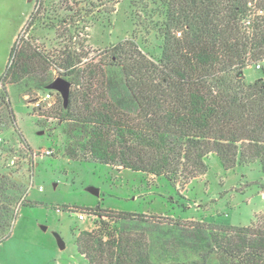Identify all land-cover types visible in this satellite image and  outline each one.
<instances>
[{"label":"rangeland","instance_id":"obj_1","mask_svg":"<svg viewBox=\"0 0 264 264\" xmlns=\"http://www.w3.org/2000/svg\"><path fill=\"white\" fill-rule=\"evenodd\" d=\"M161 3L0 0V264H88L74 238L82 229L100 227L102 218L103 237L113 232L139 238L152 264H222L196 230L206 235L211 225L264 222V174L257 159L225 169L217 154L208 152L204 173L178 175L171 185L165 175L99 163L82 146L87 136L70 120L76 109H67L69 94L87 91L84 74L93 70L89 97L101 91L109 97V81L122 82L118 61L106 50L117 42L131 41L134 49L158 57ZM66 45L80 52L75 76L56 64ZM21 47L47 57L48 64L10 82L3 76ZM243 74L246 82L264 79V59L249 63ZM57 77L72 81L66 99L50 87ZM46 93L50 97L43 99ZM66 110L73 115L64 117ZM71 148L74 159L67 156ZM43 150L51 154L32 160ZM105 211L130 214L110 219L96 214ZM76 212L93 216L79 220Z\"/></svg>","mask_w":264,"mask_h":264},{"label":"trees","instance_id":"obj_2","mask_svg":"<svg viewBox=\"0 0 264 264\" xmlns=\"http://www.w3.org/2000/svg\"><path fill=\"white\" fill-rule=\"evenodd\" d=\"M161 1L160 55L147 56L127 40L110 46L106 50L121 68L120 85L112 79L105 89L112 91L109 97L101 91L91 98L95 72L87 71V91L69 94L67 109L76 111L63 116L73 115L70 120L86 133L82 146L94 160L165 175L171 185L178 175L204 173L203 157L210 151L225 169L257 159L264 174V79L246 82L243 74L249 63L264 59V0ZM62 54L56 64L75 76L80 52L66 45ZM47 62L21 47L3 77L17 82ZM67 156L74 159L75 149ZM105 212L96 214H130ZM100 223L74 238L88 264H152L139 238L113 232L103 237L106 221ZM208 229L206 235L196 230V237L222 264H264V222Z\"/></svg>","mask_w":264,"mask_h":264},{"label":"water","instance_id":"obj_3","mask_svg":"<svg viewBox=\"0 0 264 264\" xmlns=\"http://www.w3.org/2000/svg\"><path fill=\"white\" fill-rule=\"evenodd\" d=\"M50 87L52 89L59 91L61 93L62 97L64 99H66L67 95H68V90L70 87V82L67 81L66 79L62 78V77H57L50 83ZM88 191L92 194H95V195L99 194L97 187L89 186ZM57 242H58V246L60 248H63L62 240L58 236H57Z\"/></svg>","mask_w":264,"mask_h":264},{"label":"built area","instance_id":"obj_4","mask_svg":"<svg viewBox=\"0 0 264 264\" xmlns=\"http://www.w3.org/2000/svg\"><path fill=\"white\" fill-rule=\"evenodd\" d=\"M49 97H50V93H46V95H44V97H42V98L46 99V98H49ZM35 104H36V106H38L40 104V100H36ZM0 140H1V137H0ZM50 154H51V150H43V151H41L40 155H38L37 153L32 154V157H33L32 160L36 159V157H39V156L42 157L43 155H50ZM13 162H14L13 159H11V163H13ZM36 165H37L36 162H31V166H36ZM41 188L42 187L39 186L38 190H41ZM76 216H77V219L84 220V219H86L88 217L91 218L93 216V214L86 213V212H76Z\"/></svg>","mask_w":264,"mask_h":264},{"label":"crops","instance_id":"obj_5","mask_svg":"<svg viewBox=\"0 0 264 264\" xmlns=\"http://www.w3.org/2000/svg\"><path fill=\"white\" fill-rule=\"evenodd\" d=\"M208 154H213L215 156V153L214 152H209Z\"/></svg>","mask_w":264,"mask_h":264}]
</instances>
